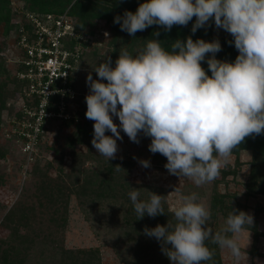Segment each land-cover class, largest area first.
I'll return each mask as SVG.
<instances>
[{
  "label": "clouds",
  "instance_id": "obj_1",
  "mask_svg": "<svg viewBox=\"0 0 264 264\" xmlns=\"http://www.w3.org/2000/svg\"><path fill=\"white\" fill-rule=\"evenodd\" d=\"M193 17V34L211 20L231 35L230 43L238 52L233 62L215 58L221 51L218 40L186 37L166 50L153 39L132 52L120 48L115 66L106 57L92 69L97 79L91 72L86 76L85 117L94 121L91 144L107 161L116 158L120 131L137 144L142 133L151 139L148 150L166 158L164 168L170 175L202 186L220 175L233 149L246 137L264 134V0H147L113 22L134 36L153 25L165 31L187 26ZM140 164L150 167L147 160ZM115 169L123 171L119 166ZM145 191L146 200L139 198L140 190L128 192L138 218L164 215L165 196ZM170 194L175 197V223L144 229L146 236L159 242L170 264H206L214 255L207 247L209 241L237 261L242 256L247 259L244 249L251 243V214L232 209L225 226L214 232L208 226L211 212L198 193L185 194L175 187ZM245 233L247 243L242 248L239 240Z\"/></svg>",
  "mask_w": 264,
  "mask_h": 264
},
{
  "label": "rangeland",
  "instance_id": "obj_2",
  "mask_svg": "<svg viewBox=\"0 0 264 264\" xmlns=\"http://www.w3.org/2000/svg\"><path fill=\"white\" fill-rule=\"evenodd\" d=\"M22 3H24L22 0H0V46L6 44L8 47L12 43L9 38L12 30H15L17 35V25L21 21L18 7L25 9ZM71 3L65 5L63 9L66 10ZM7 11L10 15L8 22L10 32L5 34L3 30L6 24L2 18ZM210 23L211 35L214 39L219 41L231 37L223 29L216 28L211 20ZM104 26L100 23L96 25V32L89 37H93L99 42L94 47L99 48L102 53L107 52L105 56L110 57L113 66H115L120 48L127 47L132 52L138 48V44H133L127 33L119 34L118 41L108 44L110 35ZM105 33L109 37L105 38ZM100 36H102L101 39ZM9 47L11 49V45ZM232 49L234 53L238 54L235 47ZM1 56L7 61L14 58L4 52L1 53ZM84 59L83 65L77 66L72 78L76 80L77 86L76 90L73 87L77 95L73 102V109H71L76 120L68 121L71 124L91 121V125H89L91 136L86 137L83 144L66 146L65 140L73 134L75 128L69 124L57 126L52 130L48 129L46 133L44 131L43 138L40 140L41 146L35 147L33 159L28 161V155L22 152L21 143L12 137L8 124L17 99L16 101L6 100L3 108L1 107L2 102H0V147L5 153L4 157L0 159V255L6 246H2L1 243L9 236V229L1 225L4 224L2 223L3 218L18 206L20 208V206L29 207L32 205L37 209L32 215H29L27 227L21 229L26 232L29 239H32L30 246H33L29 251V260L25 264H64L62 253L59 251L60 247L67 250L97 249L99 264H132L133 257L130 252L139 241L142 242L146 252L145 264H170L169 259L161 251V245L154 237L132 233V229L126 226L133 225V223L128 221V224H125L124 222L125 218L128 217L130 220V217L133 218L136 215L128 197L130 188L140 190L139 198L141 200L148 199L145 190L165 196L162 202L163 206L172 213L175 197L170 193L177 187L185 194L198 193L200 202L208 209L212 196H224L225 205L235 207V209L236 206L244 207V212L254 217L252 226L256 228L258 236H254L250 231L251 243L244 249L247 259L242 256L239 261L231 257L226 249L217 246L220 264H264V195H249L244 187L249 178L251 152L243 150L238 156L232 154L227 165L221 168L220 175L213 182L202 186L195 185L190 179L170 175L164 168L167 163L166 158L148 150L151 139L143 136L142 133L138 136L139 143L137 144L131 142L120 131L122 140H117L116 158L107 161L93 148L91 140L94 121L85 117L87 110L85 96L89 93L85 82L86 76L91 72L93 79H97L96 73L92 69L98 66L100 58L86 55ZM113 122L119 125V121L115 117H113ZM106 135H111V133L106 132ZM142 160L149 161L150 167H142L140 164ZM111 161L126 164L122 166L123 174L121 175L127 185L122 184L123 180L117 178V173L111 177L104 174L103 169ZM35 163L38 168L36 172H32L33 167L36 166ZM59 168L61 169L60 173ZM42 172L54 180L56 177L61 178L65 187L68 188L69 185V189L75 188L79 192V195L67 192L68 200L64 197L62 202L55 203L57 208H60L51 216L50 214L56 206L38 196L37 186L43 180ZM105 177L111 179V185L101 189L99 181ZM39 201L43 206H37ZM63 203L65 205H62ZM128 210L131 213L127 214ZM15 215L14 212L13 216ZM61 217L63 219L65 217L63 223L59 219ZM225 220L226 216L216 211L214 218L209 220L214 222V225H211L212 230L215 232L222 229L225 226ZM170 222L175 223L174 216L170 217ZM239 243L242 248L246 245V233L241 236ZM140 263L142 264V261Z\"/></svg>",
  "mask_w": 264,
  "mask_h": 264
},
{
  "label": "trees",
  "instance_id": "obj_3",
  "mask_svg": "<svg viewBox=\"0 0 264 264\" xmlns=\"http://www.w3.org/2000/svg\"><path fill=\"white\" fill-rule=\"evenodd\" d=\"M24 3L23 6L25 10L34 11L38 13H55L61 12L65 5L70 4L73 0H22ZM147 2V0H74L69 9L68 15L72 18L74 29L84 35L93 36L96 32V25L104 24L109 32L110 40L108 44H113L118 41L119 34H124L126 32L120 30L119 24L113 22L114 17L122 16L125 11L135 12L140 3ZM27 3V4H26ZM1 9V8H0ZM3 22H5V28L3 32L5 34L9 33L10 26L8 25L10 15L7 11L6 14L2 18ZM195 23V17L193 20L189 22L187 26H179L174 25L170 31H165V29L161 26L153 25L148 27L144 31H138L134 36H129L133 44H138V47H142L145 43V40H159L162 46L165 47L166 50H170V45L174 43L176 40L184 41L186 37H191L193 41L197 39H202L205 42H212L216 40L211 35V23L208 22V26L204 28L197 29V31L193 34L191 31L192 25ZM159 33L158 36H155L154 33ZM11 49L8 45L0 46V102L1 107H4V103L6 100L10 99L13 101L19 100L20 91L25 84L24 82L18 81L15 77L16 71L19 70V67L11 62H8L7 59H3L1 53H7L8 56L14 57L17 55V49L15 47L16 40V31L12 30L11 34ZM109 37V36H107ZM105 37V38H107ZM100 39L102 36L99 37ZM98 40V39H97ZM232 41V37L225 40H219L221 44V51L218 52L215 56L216 59L226 62H233L238 54L234 53L233 47L234 44L230 43ZM97 42V41H96ZM74 43H72L73 45ZM96 46V45H95ZM7 47V48H6ZM84 46H82L83 48ZM6 48V49H4ZM105 53L100 52L99 48L92 47L90 49H84L83 53L78 61V66H82L84 63V58L86 55H90L91 57L100 58L99 63L103 62L106 58ZM7 56V55H5ZM207 59V56H206ZM97 65V64H96ZM202 68H204L206 74L209 76L211 73L208 71L207 63H201ZM106 82V81H103ZM72 87L76 90V80H71ZM12 98V99H11ZM21 102H25V99L21 98ZM66 124L73 125L75 131L73 134L66 138V146H73L74 144H83L86 137H90V126L91 121H84L83 123H61L57 121H47V127L45 128V133L49 130H52L57 126H65ZM43 138V135L41 136ZM40 138V140H41ZM39 140V141H40ZM41 141L38 143V148L41 146ZM243 150H247L251 152V160L249 162V178L246 181L244 187L245 191L249 195H264V134L262 135H253L250 137H246L241 145L237 146L233 149L232 154L238 156L239 153ZM4 150L0 147V159L4 157ZM35 167H33L32 172L37 171V163H35ZM119 165L122 169V166L126 164L118 161H111L107 166L103 169L104 174L111 177L117 173V178L123 180V185H127L124 177L121 175L123 171L114 170L115 167ZM61 169L59 168V173ZM224 173V172H223ZM43 180L39 182L37 186L39 192L38 196L47 200V202H51L56 206L55 203L62 202L64 197L68 200L66 194L67 192H72L76 195H79V192L75 188L65 187V183L61 181V178L56 177V180L47 177L46 173L42 172ZM222 174V172H221ZM223 175V174H222ZM113 178V177H112ZM110 178H102L99 181V187L105 188L111 185ZM69 190V191H68ZM106 191V190H104ZM81 194V193H80ZM92 195V193H90ZM224 196H212L209 203V209L211 212V218H214V214L216 211L226 216L228 213L235 209V207H230L229 205H225ZM62 205H65L64 203ZM38 207L43 206V204L39 201L37 203ZM52 206V205H51ZM59 208L54 207L52 214L59 211ZM37 207H33L32 205L29 207H21L14 209L10 212L6 217L3 218L2 223L3 227L9 229V236L5 241H2L1 245H6L1 252L0 261L1 264H25L29 260L30 250L33 246H30L32 239L28 238L26 232L21 231L22 228L27 227L29 215H32L36 211ZM237 210L244 211V207L240 208L236 206ZM165 214L158 215L156 217H149L147 214L141 219L138 218L137 215L131 218L130 220L125 218V224H128V221H131L133 225L126 226L132 229V233H136L137 235L144 234L145 227L151 229L157 226L158 224L164 226L167 222H170V217L173 216L168 209L164 208ZM129 211V212H128ZM127 211V214L131 213L130 210ZM14 212L16 213L13 216ZM62 213V211H60ZM60 213V215H61ZM14 217V219H13ZM16 218V219H15ZM52 218V217H51ZM53 219V218H52ZM63 223L65 217L59 218ZM58 219V220H59ZM57 220V221H58ZM63 220V221H62ZM12 225V226H11ZM211 225H214V222L208 221V226L211 228ZM250 231L254 236H258L256 233V228L254 226L251 227ZM207 247L214 253L211 261L206 262V264H220L218 255H217V245L209 242H206ZM59 251L62 253V260L64 264H99V253L97 249H77V250H67L59 248ZM130 251V249H129ZM130 254L133 257L132 264H139L142 261V264H145L144 259L146 258V252L142 242L139 241L137 246L131 250ZM119 255V254H118ZM130 255V256H131ZM129 264V263H128ZM141 264V263H140Z\"/></svg>",
  "mask_w": 264,
  "mask_h": 264
},
{
  "label": "built area",
  "instance_id": "obj_4",
  "mask_svg": "<svg viewBox=\"0 0 264 264\" xmlns=\"http://www.w3.org/2000/svg\"><path fill=\"white\" fill-rule=\"evenodd\" d=\"M69 7L60 13H38L18 7V53L8 62L19 67L15 77L25 84L8 124L28 161L33 159L47 121L76 120L71 109L77 92L71 80L83 50L99 43L74 29Z\"/></svg>",
  "mask_w": 264,
  "mask_h": 264
}]
</instances>
